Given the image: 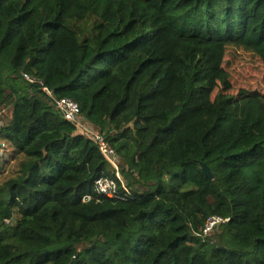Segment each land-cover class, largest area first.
Segmentation results:
<instances>
[{"label":"trees","instance_id":"16d2710c","mask_svg":"<svg viewBox=\"0 0 264 264\" xmlns=\"http://www.w3.org/2000/svg\"><path fill=\"white\" fill-rule=\"evenodd\" d=\"M0 116V264H264V0H0Z\"/></svg>","mask_w":264,"mask_h":264},{"label":"built area","instance_id":"2783aa9c","mask_svg":"<svg viewBox=\"0 0 264 264\" xmlns=\"http://www.w3.org/2000/svg\"><path fill=\"white\" fill-rule=\"evenodd\" d=\"M57 107L61 111L63 117L68 122L72 123L78 134L84 135L88 139L92 140L98 147L101 154L107 161L111 164L113 169L115 170V175L117 180L107 178V177H99L96 179L94 183V191L98 195L108 196L110 198H122L120 195L119 185L123 191L129 194L128 187L124 182L123 178L120 174L119 169V158L117 156L116 151L110 146L108 141L105 139L103 133H100L93 129L88 123L85 122V119L81 115V109L77 103H75L71 99H62L56 102ZM4 127V121L0 116V133ZM9 150V145L5 140H0V159L5 156V154ZM84 201H89L90 197L85 196ZM228 219H225L221 216H211L207 219L205 226L202 230V233L199 234L202 238H207L211 235V233L220 227L222 224L227 223Z\"/></svg>","mask_w":264,"mask_h":264},{"label":"rangeland","instance_id":"374dc122","mask_svg":"<svg viewBox=\"0 0 264 264\" xmlns=\"http://www.w3.org/2000/svg\"><path fill=\"white\" fill-rule=\"evenodd\" d=\"M6 121V118H5ZM4 162V161H3ZM12 161L10 160V157L8 158V162L6 164H3V167H0V181H2L3 179L8 178V174L12 171ZM2 164V162H0V165ZM12 166V167H11ZM251 178L253 180H255V175L251 174ZM213 236H211V238H209L212 242H214L215 244L219 243V239L217 238L218 235L216 234H212Z\"/></svg>","mask_w":264,"mask_h":264},{"label":"clouds","instance_id":"9594fccd","mask_svg":"<svg viewBox=\"0 0 264 264\" xmlns=\"http://www.w3.org/2000/svg\"><path fill=\"white\" fill-rule=\"evenodd\" d=\"M48 93L51 95L50 92H48ZM4 126H5V124H4ZM3 128H4V127H3ZM0 134H1V133H0ZM103 134H104V133H103ZM0 140H1V139H0ZM108 143H109V142H108ZM121 177H122V176H121ZM124 182H125V181H124ZM125 183H126V182H125ZM126 186H127V185H126ZM128 190H129V189H128ZM129 193H130V191H129ZM86 196H89V195H86ZM84 197H85V196H84ZM84 197H83V199H84ZM89 197H90V200H91V196H89ZM90 200H89V201H90ZM83 201H84V200H83ZM89 201H84V202H89ZM214 216H218V215H214ZM209 218H210V217H209ZM223 218H224V217H223ZM225 219H226V218H225ZM228 221H229V219H228ZM224 224H226V223H224ZM222 225H223V224H222ZM222 225H221V226H222ZM204 226H205V225H204ZM221 226H220V227H221ZM220 227H218L217 229H215V230L211 233V235H210L209 237H207V238H211V236H213L212 234H213V233L215 234V232H216ZM203 228H204V227H203ZM202 230H203V229H202ZM201 233H202V232H201ZM201 233H200V234H201ZM207 238H206V239H207Z\"/></svg>","mask_w":264,"mask_h":264},{"label":"water","instance_id":"95a60500","mask_svg":"<svg viewBox=\"0 0 264 264\" xmlns=\"http://www.w3.org/2000/svg\"><path fill=\"white\" fill-rule=\"evenodd\" d=\"M202 169L209 178L213 179V175L206 165L202 164Z\"/></svg>","mask_w":264,"mask_h":264}]
</instances>
